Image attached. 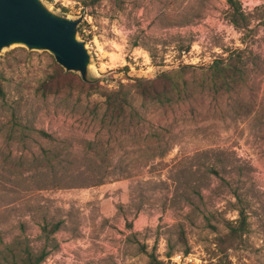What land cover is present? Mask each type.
Instances as JSON below:
<instances>
[{
	"label": "rangeland",
	"instance_id": "374dc122",
	"mask_svg": "<svg viewBox=\"0 0 264 264\" xmlns=\"http://www.w3.org/2000/svg\"><path fill=\"white\" fill-rule=\"evenodd\" d=\"M43 1L83 15L102 86L189 65L196 90L171 107L136 98L130 125L50 52L0 53V264L16 242L46 249L42 264H264V0H238L244 29L227 0ZM235 58L243 77L219 89L209 66ZM241 210L244 241L223 250Z\"/></svg>",
	"mask_w": 264,
	"mask_h": 264
},
{
	"label": "trees",
	"instance_id": "16d2710c",
	"mask_svg": "<svg viewBox=\"0 0 264 264\" xmlns=\"http://www.w3.org/2000/svg\"><path fill=\"white\" fill-rule=\"evenodd\" d=\"M98 1L100 0H93V3H97ZM227 2L231 8L230 17L232 23L239 29L247 27V14L241 8L240 2L238 0H227ZM259 8L264 10V4L259 6ZM82 30L83 24H80L79 33L81 35H83ZM192 67L183 65L179 68L162 71L151 80L142 77L129 78L130 82H121L114 89L104 87L100 82H85L82 78L81 85L85 86L89 96L99 94L103 98L104 118L108 117V119L114 121L133 125L142 118L141 113L133 105V101L136 98L141 99L143 102L156 103L162 107H171L173 104L189 100L196 90V87L191 83V78L188 76L189 70ZM209 68L213 72L212 80L215 85L220 87L219 89H229L230 86L234 87L237 84L232 85L231 83H237L238 78L244 75V69L242 65H239L236 58L228 62L224 61V59L215 60ZM70 74L67 72L63 73L65 78L73 81ZM0 95L4 96L1 85ZM41 133L49 136L45 131H41ZM227 227L228 232L218 238V246L225 245L223 250L232 248L244 241V236L249 229V222L245 211L241 210L237 219L228 220ZM57 230H59L58 224H55L52 228L47 224L43 226L44 233L48 235L55 233ZM188 251L187 249L186 252ZM48 253L46 249L33 250L29 245L16 242L15 246L7 248L3 264H42L47 258ZM148 256L152 264H163L153 252L149 253Z\"/></svg>",
	"mask_w": 264,
	"mask_h": 264
},
{
	"label": "water",
	"instance_id": "95a60500",
	"mask_svg": "<svg viewBox=\"0 0 264 264\" xmlns=\"http://www.w3.org/2000/svg\"><path fill=\"white\" fill-rule=\"evenodd\" d=\"M79 17L51 10L43 0H0V53L12 46L50 52L66 71L94 83L92 55L79 34Z\"/></svg>",
	"mask_w": 264,
	"mask_h": 264
}]
</instances>
